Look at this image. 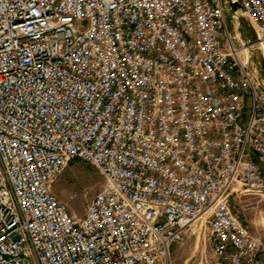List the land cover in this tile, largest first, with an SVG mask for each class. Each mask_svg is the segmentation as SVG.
<instances>
[{
  "label": "built area",
  "instance_id": "obj_1",
  "mask_svg": "<svg viewBox=\"0 0 264 264\" xmlns=\"http://www.w3.org/2000/svg\"><path fill=\"white\" fill-rule=\"evenodd\" d=\"M254 51L264 0H0V264H172L198 223L214 264H264L230 201L264 192ZM73 160L103 178L81 217Z\"/></svg>",
  "mask_w": 264,
  "mask_h": 264
},
{
  "label": "rangeland",
  "instance_id": "obj_2",
  "mask_svg": "<svg viewBox=\"0 0 264 264\" xmlns=\"http://www.w3.org/2000/svg\"><path fill=\"white\" fill-rule=\"evenodd\" d=\"M228 30L238 48V38L252 39L254 24L242 11H238L235 18H228ZM249 58L262 76L264 58L256 51L250 54ZM262 173L264 177V169ZM102 185L103 178L96 168L80 160H73L56 178L51 189L59 201L67 204L71 215L81 217ZM230 201L232 209L244 218L251 234L264 246V192L259 195H233ZM171 258L172 264H214L208 243L207 226L202 223L194 225L182 242L171 247Z\"/></svg>",
  "mask_w": 264,
  "mask_h": 264
},
{
  "label": "water",
  "instance_id": "obj_3",
  "mask_svg": "<svg viewBox=\"0 0 264 264\" xmlns=\"http://www.w3.org/2000/svg\"><path fill=\"white\" fill-rule=\"evenodd\" d=\"M229 6L231 8L232 13H237L238 11L242 10L239 2H229ZM262 77H263V81H264V71H263Z\"/></svg>",
  "mask_w": 264,
  "mask_h": 264
},
{
  "label": "crops",
  "instance_id": "obj_4",
  "mask_svg": "<svg viewBox=\"0 0 264 264\" xmlns=\"http://www.w3.org/2000/svg\"><path fill=\"white\" fill-rule=\"evenodd\" d=\"M264 169V167L262 166V170ZM247 195H249V194H241V195H235V196H247ZM257 238V237H256ZM258 239V238H257ZM259 240V239H258ZM260 241V240H259ZM262 247H263V259H264V246L262 245Z\"/></svg>",
  "mask_w": 264,
  "mask_h": 264
},
{
  "label": "trees",
  "instance_id": "obj_5",
  "mask_svg": "<svg viewBox=\"0 0 264 264\" xmlns=\"http://www.w3.org/2000/svg\"><path fill=\"white\" fill-rule=\"evenodd\" d=\"M263 70H264V66H263Z\"/></svg>",
  "mask_w": 264,
  "mask_h": 264
}]
</instances>
